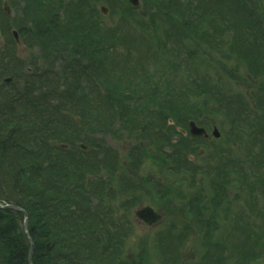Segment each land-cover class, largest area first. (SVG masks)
Instances as JSON below:
<instances>
[{"label": "trees", "instance_id": "16d2710c", "mask_svg": "<svg viewBox=\"0 0 264 264\" xmlns=\"http://www.w3.org/2000/svg\"><path fill=\"white\" fill-rule=\"evenodd\" d=\"M4 1L0 202L27 213L32 264H264L259 251L264 250V240H259L264 231L249 221L240 225L247 236L245 250L241 246L236 253L234 243L215 240L195 262L182 263L185 242L169 238L184 236L183 227L176 230L181 215L175 190L152 180L149 190L139 191L125 172L136 171L134 164H140L143 154L173 155L191 179L195 171L196 186L198 168L188 155L214 156L216 164H224L227 154H240L247 164L248 190H264V0H140L137 8L128 0H104L110 15L120 17L116 27L104 22L91 0H8L13 16L4 10ZM13 28L24 45L37 47L29 63L17 55ZM123 38L144 54L132 56V49H126L117 59L113 52ZM153 59L161 62L159 80L153 77ZM129 61L134 64L119 68L118 63ZM9 75L14 81L2 83ZM202 113L218 119L214 124L221 137L211 147L204 138L178 132V141L172 142L159 127L150 126L167 125L171 118L182 127L189 120L207 127L199 121ZM115 123L133 135L128 136L133 146L127 168L119 166L116 150L106 145L101 160L90 161L98 145L81 136L98 129L114 136ZM77 142L89 145L90 151L79 149ZM166 145L169 152L162 150ZM102 165L107 168L104 177ZM201 171L210 176L211 170ZM223 172L222 167L215 169L219 179ZM217 185L224 186L223 181ZM213 190L211 197L207 190L189 193L190 204L211 211L201 219L206 233L217 227L216 211L226 197L224 191ZM144 195L165 212L167 226L157 236L167 241L131 238L126 213ZM259 214L264 217L263 211ZM23 223L22 212L0 209V264H28L30 242Z\"/></svg>", "mask_w": 264, "mask_h": 264}, {"label": "rangeland", "instance_id": "374dc122", "mask_svg": "<svg viewBox=\"0 0 264 264\" xmlns=\"http://www.w3.org/2000/svg\"><path fill=\"white\" fill-rule=\"evenodd\" d=\"M70 1V0H65ZM93 6H95L98 10L101 6H105L107 8V14L103 15L104 22H108L110 26L116 27L120 22V17L117 13H112L110 15V8L108 7L106 1L104 0H91ZM14 15V11H12L11 16ZM123 43H116L115 45V51L113 52L114 56H117V59L121 56L126 54V49H132V56H137L139 54L143 55V51L139 52V49H133L129 43L127 42L126 38H123ZM24 56H27V50L26 48L21 50ZM32 53V52H29ZM24 56H21L22 58H26ZM166 56V54H164ZM154 63L152 64L153 69V77L155 80H159V77L157 76L158 73L161 72V62L156 61L153 59ZM133 61H129L127 63H118L119 68H126L128 66L133 65ZM116 72H119L118 69H116ZM135 73L137 75L141 74V67H139ZM199 121L201 123H207L210 125V130L212 128V125H215L214 123L218 121L216 117H213L209 114L202 113L200 116H198ZM118 126V124L116 125ZM159 127V131L167 136H178L174 135V132H176L175 128L167 130V125L160 124L157 125ZM87 134L81 133L82 137L89 138L91 140H94L96 143H99L101 145V148H96V152L99 155L101 149L106 146H112L115 148L116 151H114V154L117 156V161L119 160V163L121 165L127 164L129 161V154L128 150L133 145L131 144V140L128 138L127 134L125 132H118L117 134H114V136L107 135L104 131H94V132H86ZM216 143L215 141H213ZM195 145H198L197 143H193ZM207 147H211L212 143H206ZM167 146V145H166ZM162 147L163 151H166L165 147ZM236 159H244L243 156H240V154H234ZM179 158H175V156L170 155L167 159L159 157V155H153L152 153L149 154H143L142 155V161L138 165V172L140 176L144 179H147L149 177H154L158 180L164 179V181L167 182V184H170L171 188L169 187L168 190H185V196L187 195V190H207L208 196L211 197V186L208 185V182L210 179H213L216 174L215 172H211L209 170H212L211 167L214 165L213 162L215 160L214 156H207L204 158H197L194 157L193 165L192 167L195 168H201V170H207L210 172V176L208 177L205 172L203 171H197L196 173V182L197 185L193 188H188L186 183H183V185H179L181 182V178L179 173L177 172L179 166H183V164H177L175 161H177ZM162 160H165L166 163H162ZM161 182V180H160ZM163 187L165 188L167 184L161 182ZM147 187V190H149V183L145 184ZM230 185V184H229ZM253 193L250 192V190H231L229 188L226 190V196L223 197L222 204L217 208L216 216H215V224L217 227H212L209 233H206V226L203 225L202 218L208 217L211 213L207 212V210L202 209L200 207V204L196 206L195 204L189 205L186 203H181L180 201H177L175 204L178 208L181 218H179L176 222V230L178 231L181 227H183V230L181 232V235L184 233L183 240L185 244L183 247H181V262H195L197 259H199V254L201 251L207 247V243H214L215 240H220L224 243H234L233 250L236 253H239L241 246L242 250H245L246 245L243 241L247 239V236L245 235V232L240 229V225H244V223H249L253 226H256V228H259L260 230L264 231V217H261L259 214L260 211L264 212V208L261 210H258L257 208H261V204L258 202L257 204H251V200L253 198L254 193L258 194V199L263 200L264 196L261 194L260 190H252ZM243 194H241V193ZM236 195H239V197H236ZM123 200L124 198L121 197ZM141 204H145L150 202V197L147 195H144L142 199ZM169 202V201H168ZM140 205V204H139ZM138 205V206H139ZM137 206V207H138ZM136 207V208H137ZM135 208H129V220H131L134 224L133 229L135 232H133V235L131 238L136 242H140V238H143V235L146 233H150V240L151 243L157 238V234L159 232L164 231L165 227L167 226V220L164 218L161 221L160 224L153 226V227H147L142 224H137L134 221L133 218V211ZM207 212V213H206ZM123 213V210H122ZM232 214L231 221H227L229 215ZM235 220V221H233ZM233 227V228H232ZM238 227V228H235ZM187 228L189 229L187 232ZM247 230V229H245ZM151 231V232H150ZM260 241L264 240V236H260ZM206 243L205 247H203V243ZM246 242V241H245ZM242 243V244H241ZM259 251L263 253L264 257V250L259 248ZM153 260H155L156 263L160 261L159 257L154 254Z\"/></svg>", "mask_w": 264, "mask_h": 264}, {"label": "water", "instance_id": "95a60500", "mask_svg": "<svg viewBox=\"0 0 264 264\" xmlns=\"http://www.w3.org/2000/svg\"><path fill=\"white\" fill-rule=\"evenodd\" d=\"M130 1L132 2V4L134 6H137L139 4L138 0H130ZM103 11L105 12V10H103ZM14 35H15L17 42L19 43V40L17 39V35L15 32H14ZM189 132L193 136H201V135L207 136V134L205 133V130L197 127L193 122H190V124H189ZM213 135L215 137L219 136V133H218L216 128L213 130ZM0 208H10V209L20 210L19 207L14 206V205L3 206L0 204ZM136 216L143 219L147 224L155 223L161 218V216L157 212H155L150 206H145V207H142L141 209H139L136 212ZM25 230H27V217H26V215H25ZM31 256H32V246H31V248L29 250V254H28V263L29 264H31Z\"/></svg>", "mask_w": 264, "mask_h": 264}]
</instances>
